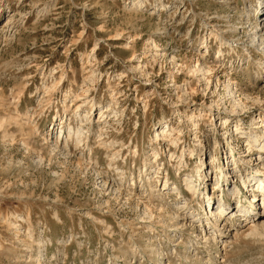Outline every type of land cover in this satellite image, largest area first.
Listing matches in <instances>:
<instances>
[{"label": "rangeland", "instance_id": "374dc122", "mask_svg": "<svg viewBox=\"0 0 264 264\" xmlns=\"http://www.w3.org/2000/svg\"><path fill=\"white\" fill-rule=\"evenodd\" d=\"M254 137L264 0H0V264H264V230L230 237L236 209L213 234L188 215L260 194ZM165 180L169 230L141 218Z\"/></svg>", "mask_w": 264, "mask_h": 264}, {"label": "bare ground", "instance_id": "6f19581e", "mask_svg": "<svg viewBox=\"0 0 264 264\" xmlns=\"http://www.w3.org/2000/svg\"><path fill=\"white\" fill-rule=\"evenodd\" d=\"M223 38L220 37V39H219L220 40V43H222V44H224L225 42L227 43V40L225 38L224 39ZM221 55H223L222 49H220L218 51V57L221 56ZM210 70H211V68L209 66L206 67V66H199L198 65L192 71L193 72H200V74H205V72L206 73L207 72H210ZM207 74H209V73H207ZM60 79L55 80V81L52 80L50 83H48L47 84V89L50 90V89L56 87L61 82ZM235 88H236L235 85L234 84H231L227 88V89H230V90H229V92L226 93V95L229 98H232V102H233V105L234 106L239 107V108L242 109L243 108L242 102L239 100V98H237L238 89L235 90ZM79 108H80V104L77 105V109H79ZM211 108H212V106L209 107V111L211 110ZM211 112H213V111H211ZM102 116H103V114L100 116V118ZM102 121L103 120H101V122ZM169 129H170L169 123L168 122H165L162 126L156 128V130H155V136L156 137L166 138V140H168L169 142L173 143L174 142V138H170V131H169ZM77 132H78V130H77ZM70 133H71V131L68 132V136L69 137H71L70 136ZM101 135H102V133L100 132L98 136L101 137ZM99 140H100V138H99ZM252 141L253 142H258L256 145L260 146V147H258L256 149V156H257L258 160H260V161H258L256 163L257 164H259V163L260 164H263L262 161H263V158L264 157L262 158V154L264 152V140H262V141L260 140L259 141V138L258 137L257 138L254 137ZM247 145H248V150L249 151H252L253 148H252L251 141L247 140ZM153 154L156 155L157 152H153ZM252 154H255V153H253V151H252ZM252 154H250V155H252ZM248 156H249V154H248ZM242 161H244V160L242 159ZM233 162H235V164L237 163V161L235 159H232V163ZM221 173H222L223 178H226L227 175H228V173H229V171L228 172L221 171ZM167 180L164 181L163 188L162 189H159L160 187H157L156 185H155L156 187H154V186H152L150 184H148L146 186L147 190H149L151 192L149 193V197H148L149 198L148 199L149 200V203H145V202L143 203V210H142V215H141V218L142 219L146 218V219L149 220L147 223H150V222H159L161 228H164L165 230H167V229L169 230L170 229V226H172V225H169L166 222V220H165V216L167 217V215H166V211H165L166 209H163V205H164V201H165L164 199L165 198L163 199L162 196H164V195H161L160 202H158V203H152V201H151V199H152L151 198L152 197L151 194H152V192L155 191L154 190L155 188H156V192L158 194H164L163 191L165 189H169L168 186H167ZM185 183L187 185L188 191L191 193V196H194L195 195V188H196V186H198V188H200V186L202 184H205V180H200L198 178V180H189L188 182L186 181ZM256 184H258V191H260V194L259 195L258 194L257 195L256 194H253V196H251V197H253L252 200L250 198H248V199H246V201L243 200L244 201V203H243V201L241 200L242 199L241 198L242 196L240 195L241 193H239L241 191H239V189H237L235 187V189L237 190V192H236V190H230L231 193H234L235 192V194L238 195V197H236V196L233 197L234 199H235V197L237 198L235 200V202H234L237 205L236 206L234 205L233 208H231V205H230L229 201H227V199H226L225 201H223L221 204H219L217 206H214V203H210L208 205V208L209 209L205 213V215H206L205 218H203L204 216L201 215L200 212H197V213H190V212H188V215H189V217L192 218L193 223L194 222H201V223H203V220L205 219L207 221L206 223L209 225V229L212 230V231H210V230L209 231L211 232V234H213V231H215V232L216 231H220V228H219L218 224L216 223L217 222L216 220H218L220 218H225V220H226V217L229 216V215H231V214H233V211L236 209V211H235V214L236 215L235 216H239V218L235 221V223H238V224H234V227H235L234 228V232L232 233V235H230V237H232V239L233 238L234 239H239L241 237L243 238V237H247V236L249 237V236H253V235H260L263 232V230H264V171H261L259 169V167H257V168L255 167L254 174H251L250 176H248L247 179H246V181H245L246 188H248L249 186H252V189H253ZM164 187H166V188H164ZM173 189L176 190L175 191L176 192V195H181L182 197L184 196L183 194H181L180 190L177 189L176 187H174ZM141 196H142V194H141ZM256 198H258V199L256 200ZM184 199L186 201V204L183 203L184 205H181L180 206L181 208H183V207L186 208L187 202L191 200V197L190 198H184ZM259 200H260V203H259ZM255 201L257 202V205H255L256 204ZM257 206H258V210H257ZM259 209H261V211H259ZM172 215H174L173 216V219H175L174 221L176 222L174 225L177 228H179V226L181 228V227H183L185 225L184 221L181 220L182 219L181 215H179L177 213L176 214H172ZM207 215H208V217H207ZM255 216H257V217H255ZM155 219H156V221H155ZM146 221H143V222H146ZM242 221H244L245 224H243L242 226H239V224H241ZM141 222H142V220H141ZM193 223H191V224L189 223L188 226L189 225H193ZM150 224H153V223H150ZM245 225H248L247 226V229L246 230H241V227H243ZM196 226H197V224L194 227H196ZM195 230H196L195 228H192L191 229V232L196 233ZM203 231H205V228L204 229H201L197 234H195L194 237L196 239L197 238H202L203 239V237H201L202 236L201 234H202ZM230 243H231V241H227L226 240L224 242L223 246H222L223 247L222 249H226V247ZM162 251L159 250V253L161 254Z\"/></svg>", "mask_w": 264, "mask_h": 264}]
</instances>
